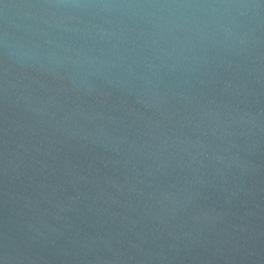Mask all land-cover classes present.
Returning <instances> with one entry per match:
<instances>
[{
	"label": "water",
	"instance_id": "water-1",
	"mask_svg": "<svg viewBox=\"0 0 264 264\" xmlns=\"http://www.w3.org/2000/svg\"><path fill=\"white\" fill-rule=\"evenodd\" d=\"M0 264H264V0H0Z\"/></svg>",
	"mask_w": 264,
	"mask_h": 264
},
{
	"label": "clouds",
	"instance_id": "clouds-1",
	"mask_svg": "<svg viewBox=\"0 0 264 264\" xmlns=\"http://www.w3.org/2000/svg\"><path fill=\"white\" fill-rule=\"evenodd\" d=\"M42 7H66V8H89V7H118L117 5H88V4H72V5H42ZM184 7L192 8H211L215 10L218 7L229 8V7H247L246 5H214V4H196V5H184Z\"/></svg>",
	"mask_w": 264,
	"mask_h": 264
}]
</instances>
